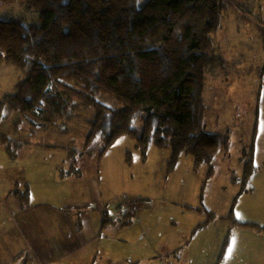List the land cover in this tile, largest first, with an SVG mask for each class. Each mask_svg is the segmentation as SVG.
Wrapping results in <instances>:
<instances>
[{"label":"rangeland","instance_id":"1","mask_svg":"<svg viewBox=\"0 0 264 264\" xmlns=\"http://www.w3.org/2000/svg\"><path fill=\"white\" fill-rule=\"evenodd\" d=\"M228 3L219 28L212 34L221 62L208 76L204 91V131L221 135L226 142L213 161V175L209 176L206 165L195 166L188 155H179L172 162L169 147H149L143 153L135 139L126 136L101 153L99 141L86 146L88 110L77 111L63 124L34 125L17 113L0 122V135L20 138L25 141L20 142L21 149L30 148L38 156V183L29 188L33 206L37 201L45 205L50 195L69 201L83 198L93 203L87 213L98 214L103 221V228L96 231L90 227L77 246H71L74 254L70 259L50 262L264 264V254L260 259L264 244L257 240L264 239L260 237L264 236V153L253 158L257 169L248 186L242 181L249 148L253 140L255 149L258 141L262 145L264 137V106H258L257 100L264 82V0ZM15 18L33 23L37 14L27 11L19 0H0V20ZM21 78L19 70L0 61V101L14 92ZM97 101L119 107L106 96H98ZM21 149L14 159L8 157L12 161H8V168H13L2 173L6 181L18 182L27 175L18 173V167H26L25 162L33 159L28 155L19 159ZM59 177L73 178L71 183L57 184L62 181ZM96 196L97 200L90 201ZM90 216L87 223L95 224L97 217ZM200 224L204 225L199 229ZM30 226L25 231L27 239L47 251L46 233L33 223ZM27 261L48 263L33 255Z\"/></svg>","mask_w":264,"mask_h":264},{"label":"trees","instance_id":"2","mask_svg":"<svg viewBox=\"0 0 264 264\" xmlns=\"http://www.w3.org/2000/svg\"><path fill=\"white\" fill-rule=\"evenodd\" d=\"M19 1L37 21L0 20V61L22 73L0 101V122L17 113L34 125L63 124L88 110L86 146L99 141L101 153L126 136L143 153L169 147L172 162L188 155L214 174L226 142L204 131V91L221 62L212 34L228 0ZM100 95L119 107L100 103ZM0 142L10 159L23 147L5 136ZM254 152L253 140L244 186L257 169ZM14 194L28 205L26 189Z\"/></svg>","mask_w":264,"mask_h":264},{"label":"crops","instance_id":"3","mask_svg":"<svg viewBox=\"0 0 264 264\" xmlns=\"http://www.w3.org/2000/svg\"><path fill=\"white\" fill-rule=\"evenodd\" d=\"M257 100L258 106L261 105V103L264 106V82L260 84V90L258 92ZM256 133L260 134L261 132L257 131ZM262 135L264 136V130ZM1 136L3 135H0V137ZM8 139H11L18 143L25 142L16 137H9ZM262 139L263 144L261 145L258 141V146L255 149V159H258L260 153H264V137H262L260 140ZM26 144L29 143L26 142ZM0 147H2V149L0 148V151L2 150V152L0 153V163L2 164H0V264H10L17 257H19L24 250L29 248L30 251H28L24 259L25 264H27L28 262V256L31 255L35 256V258H42L43 260H45V262H48L47 264H54L53 262H50L52 261L51 259H70V256L74 254V248L77 246L78 240L87 235V230L90 227L94 226L93 230L95 229L96 231H98V227L103 228V221L101 217L95 213L90 214L97 217L95 224L87 223L91 216L87 213L86 210L89 209V207H93V203L89 204L83 198L82 200L80 198L69 201L63 198L57 199V197H53L50 195L44 200L46 202L45 205H41V203L37 201L35 202L36 205L33 206V204L30 203L29 200L28 205L24 207L17 200L14 193L15 191H23L26 189L29 195V188L36 187V184L38 183L37 176L39 178L38 156L32 149L22 148L19 151L18 158L25 160L26 156L28 155L31 156L33 160H27L25 162L26 167L19 166L17 172L20 173L21 171V173L24 172L27 175L22 176L23 178L21 179V181H18L19 183L15 179L6 181L2 173L6 172V170L12 171L13 167L8 168V161H12L9 160L8 156L5 154L3 150L4 147L1 142ZM71 178L73 177H59V179H62V181H58L57 184L71 183ZM37 191L38 187L36 189V192ZM86 196L87 194L85 195V197ZM91 200H97V196L93 198L91 197L90 201ZM53 205H56L58 207L53 208ZM101 205L102 204H100L98 207H100ZM60 213H64L62 214V220L60 219ZM39 218H44L45 221L47 218V223H44L45 221L43 220L40 221ZM30 223H33L35 228L39 229V231L46 233V236L48 237L47 251H44L43 246L39 248L35 243L30 242L27 239L25 231L30 230ZM40 225H42L43 229L40 227ZM99 231H102V229H99ZM262 235L263 234H260V237L264 238V236ZM97 238L98 236L96 235V239ZM257 240L264 244V239ZM72 245L74 246V248L71 247ZM263 254L264 250L261 251L260 259L262 258ZM58 262V264H71L70 262L65 261Z\"/></svg>","mask_w":264,"mask_h":264},{"label":"built area","instance_id":"4","mask_svg":"<svg viewBox=\"0 0 264 264\" xmlns=\"http://www.w3.org/2000/svg\"><path fill=\"white\" fill-rule=\"evenodd\" d=\"M28 251H30V248L29 249H26L22 252V254L17 257L13 262H11L10 264H25L24 262V259L28 253Z\"/></svg>","mask_w":264,"mask_h":264},{"label":"water","instance_id":"5","mask_svg":"<svg viewBox=\"0 0 264 264\" xmlns=\"http://www.w3.org/2000/svg\"><path fill=\"white\" fill-rule=\"evenodd\" d=\"M30 119H28V121H29ZM36 125H39V126H43V124H40V123H35Z\"/></svg>","mask_w":264,"mask_h":264}]
</instances>
